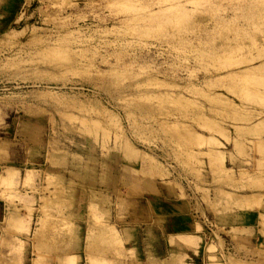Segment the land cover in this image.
<instances>
[{
  "label": "rangeland",
  "instance_id": "rangeland-1",
  "mask_svg": "<svg viewBox=\"0 0 264 264\" xmlns=\"http://www.w3.org/2000/svg\"><path fill=\"white\" fill-rule=\"evenodd\" d=\"M0 264H264V0H0Z\"/></svg>",
  "mask_w": 264,
  "mask_h": 264
}]
</instances>
